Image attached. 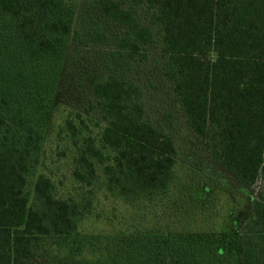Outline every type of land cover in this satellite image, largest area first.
Instances as JSON below:
<instances>
[{"label":"trees","instance_id":"16d2710c","mask_svg":"<svg viewBox=\"0 0 264 264\" xmlns=\"http://www.w3.org/2000/svg\"><path fill=\"white\" fill-rule=\"evenodd\" d=\"M81 2L118 30L76 25L75 0H0V264H264V0ZM153 49L208 159L185 171L132 75ZM62 107L76 195L41 162ZM91 216L110 233L83 240Z\"/></svg>","mask_w":264,"mask_h":264},{"label":"rangeland","instance_id":"374dc122","mask_svg":"<svg viewBox=\"0 0 264 264\" xmlns=\"http://www.w3.org/2000/svg\"><path fill=\"white\" fill-rule=\"evenodd\" d=\"M77 4V16H76V25L80 23V17L86 20V27L89 22L95 25L98 24L102 26L108 33L111 31L116 32L118 30L117 25L115 23L101 21L99 20L98 13L94 8L89 10V6H85V4L81 2V0H75ZM105 49H100V52ZM156 50H151L150 52V61L146 64H142L138 67L136 71L138 73H133L132 75L136 76L139 82L142 85L143 90V101L146 109V113L148 118L153 122H159L161 125H164L166 129L170 130L173 133L175 145L178 149V165L179 167H183L184 171L186 169L191 168L188 165V157L192 156V159H196V163L202 164V162H206L208 159L205 156V153L201 150L200 145L197 143V140L190 133L186 123L183 113L175 100V97L172 93L171 83L164 80L161 72V65L156 62ZM86 56V55H84ZM78 69V68H75ZM70 95H65L69 99ZM67 108L62 107L59 112L56 114L55 126L52 129V134L43 147V152L41 154V162L44 165L43 170L48 174L55 178V185L57 186V190L59 193L67 194V195H76L77 192H80V185L74 181L71 173L75 168V158L77 154L76 147L78 145L74 144L77 141H71L70 137L67 134L59 131V126L62 125L64 119L69 118L70 115L66 112ZM96 133V132H94ZM81 142V140H79ZM194 149V150H191ZM193 151L197 153V156L193 154ZM187 163V164H186ZM209 163V161L207 162ZM178 167V168H179ZM181 169V170H183ZM215 172V170H214ZM98 187V186H97ZM83 191H86V188L83 187ZM99 188V187H98ZM103 189L99 188L95 193L96 199L98 198V204L92 202L96 213L101 215L107 214L111 207V203L113 202L110 197L106 198ZM240 190V189H239ZM83 192V193H84ZM247 195V192L244 193ZM86 195V194H85ZM224 194H220L215 201H217L218 217L224 215L222 213V209L227 204L226 197ZM240 200L244 199L243 195L238 196ZM96 201L95 199H93ZM226 200V201H225ZM238 205V203H236ZM239 207L242 208V203H239ZM104 210L106 212L101 211ZM111 211L110 213H112ZM120 212V211H119ZM104 213V214H103ZM149 218L152 219V213L148 214ZM207 218H213L211 213L206 214ZM105 218V217H104ZM200 219H202L200 217ZM82 231L84 232L83 240L87 237L86 234H91L95 236H103L109 234L107 225L105 222L99 220L96 221L93 216L86 219L82 226ZM240 236H243L241 234ZM53 253L59 249L61 254L64 255V251L66 248L60 247L55 242L50 243ZM82 247V245H81ZM55 252V253H56ZM81 258H92L90 254H88L87 247H82ZM93 259V258H92ZM35 264H50L46 258L37 259Z\"/></svg>","mask_w":264,"mask_h":264}]
</instances>
